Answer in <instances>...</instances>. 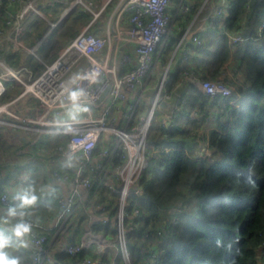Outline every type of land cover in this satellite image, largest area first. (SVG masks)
I'll return each instance as SVG.
<instances>
[{
	"label": "trees",
	"instance_id": "trees-1",
	"mask_svg": "<svg viewBox=\"0 0 264 264\" xmlns=\"http://www.w3.org/2000/svg\"><path fill=\"white\" fill-rule=\"evenodd\" d=\"M56 5L57 13L48 15L57 20L62 9ZM224 6V21L217 18L202 33L201 44H190L195 54L192 69L201 78L224 73L227 79L225 66L233 59L237 76L227 79L234 85L233 93L223 99L211 98L191 78L179 84L181 66L169 71L166 88L180 94V105L168 126L152 121L147 141L160 148L170 147V151L150 159L140 177L143 191L132 192L126 205V244L133 264H149L154 251V264H263L264 26L260 29V25L264 0H226ZM90 15L78 6L71 17V30L65 28L61 44L73 38L77 34L74 25ZM38 21V16L31 20L27 27L30 33H41L42 22L35 26ZM4 24L7 15L0 10V26ZM66 26L67 21L55 29ZM226 30L241 32L246 39L232 47ZM170 49L168 44L162 51L164 61ZM0 56L15 67L27 64L36 72L44 68L32 53L16 50L7 41L0 46ZM15 87L11 86L0 100H10ZM27 100L36 102L33 97ZM214 107L217 110L213 111ZM67 140L63 134H42L30 146L32 158L26 172H20L22 176L38 173L50 155L63 156ZM100 149L101 144L96 150ZM121 153L115 155L116 164L122 160ZM23 167L15 168L22 171ZM32 174L25 180L30 191L36 192L39 181ZM100 184L95 179L90 193ZM116 198L114 193L108 223L95 226L96 230L104 227L114 238L118 236ZM179 207L184 210L176 215ZM86 254V249L80 255L60 249L54 264H79ZM118 254L119 262L122 254Z\"/></svg>",
	"mask_w": 264,
	"mask_h": 264
},
{
	"label": "built area",
	"instance_id": "built-area-1",
	"mask_svg": "<svg viewBox=\"0 0 264 264\" xmlns=\"http://www.w3.org/2000/svg\"><path fill=\"white\" fill-rule=\"evenodd\" d=\"M39 1L0 0V10H4L7 15V24L0 26V46L7 41L16 50L35 54L44 64L43 70L36 72L27 64L15 67L6 57L0 56V97L12 85L22 88L14 98L0 102V124H12L32 132L37 131L35 141L42 134L51 132L68 136L64 154L75 158V161L68 163L63 170L53 172L58 180L70 181L73 185L68 195L58 197L60 216L71 215L83 193H90L95 180L90 168L97 146L101 144L98 155L102 161L97 166L101 169L110 168L115 163L117 150H122V162L115 164L113 168L116 181L108 178L103 180L104 184L119 195L117 238L108 241L90 238L70 242L64 249L70 254L80 255L97 240L99 245L93 252L82 256L79 264H119V251L125 264H133L126 244V205L132 192L143 191L140 177L150 159L170 151V147L160 148L147 141L157 111L160 114L156 120L168 126L180 105V94L166 88L168 73L172 69L171 60L165 66L160 60L163 45L172 33V0H119L116 8L118 15L130 11L129 25L126 28L113 27L107 35L83 29L50 62L41 58L37 50L59 21H50L49 31L33 45H28L24 38L25 21L31 13L46 18L39 9ZM53 1L46 0L49 4ZM80 3L83 0H74L64 9L60 19L65 18ZM205 3L211 11L206 16L210 23H214L220 15L225 19L224 6L212 5L209 0ZM193 7L189 0H180L177 11L191 14ZM203 8L202 6L201 9ZM263 26L264 21L260 29ZM225 32L232 47L246 39L241 32ZM202 40V33L198 30L192 32L189 38V42L195 44H201ZM191 53V48L185 44L180 58L183 64L191 57ZM187 78H191L211 98H227L234 90V85L225 78L224 73L216 78H201L192 68L183 66L179 84ZM151 83L149 108L135 119L139 103ZM81 89L84 95L78 101V107L74 108L69 93ZM30 95L36 99V103L28 106L31 109L30 116L22 114V109L16 111L11 108ZM163 100H175L170 110L161 105ZM75 111L81 114L75 116ZM121 111L123 119L118 116ZM10 117L16 118V121H11ZM19 195V190H4L0 193V199L6 205L17 206L20 202L17 199ZM183 210L182 207L176 208L175 214ZM137 212L136 209L134 213ZM23 219L32 225L29 237L34 249L33 264H43L49 256L48 236L42 233L43 225L40 220L30 216ZM109 247L117 249L111 259L105 256ZM156 259L157 252L154 251L149 257V264H154ZM261 259L264 264V241Z\"/></svg>",
	"mask_w": 264,
	"mask_h": 264
},
{
	"label": "crops",
	"instance_id": "crops-1",
	"mask_svg": "<svg viewBox=\"0 0 264 264\" xmlns=\"http://www.w3.org/2000/svg\"><path fill=\"white\" fill-rule=\"evenodd\" d=\"M54 1L52 2V4L47 3L46 0L39 1V9L41 12H43L46 18L43 19L39 15L31 13L25 21L26 25L24 38H27L28 40L32 39L33 41L34 39L36 40L43 36L50 29V21L56 20L49 17L48 12L55 15L57 13L56 9H54L56 4V7L61 8L63 12L67 6L71 5L74 2V0ZM189 1L194 5V10L195 7L198 6V10L196 12V15H198L197 13H200L198 11L201 10V7L206 0ZM209 1L212 5L218 4L224 6L226 3V0ZM179 2L177 5L175 4V0H172L171 2V11L173 14L172 33L168 36L165 44L163 45L160 55L162 64L165 63L164 66L171 60L172 69H175L177 66H181L182 68L183 66L192 68L194 64L193 60L195 54L191 50V57L185 64H183L180 60L182 55V48L185 44L187 45V47L191 46L190 44L192 42H189V38L192 32L198 30L203 33L210 25V21L206 17L210 15V9L207 12H203L201 17L198 16V21L194 25V22L188 21L192 15L193 16L191 21H193V18L195 16L194 10L192 11L193 14L178 12L177 10ZM118 3L119 0H83V3H80L76 7H74L65 16V18L60 19V15V17L56 21H59V24H65V22H68V20L72 17L75 9L79 6L84 11L89 12L91 15L86 21L78 22V24H81V27L77 33L82 31L83 29L88 28V30L90 31L97 32L101 35H107L109 34L110 29H112L113 27L120 26L121 28H126L129 25L130 11H124L121 15H118V12L116 11ZM36 16H38L40 21H38L35 26L38 27L39 25H41L40 22H42V26H44L45 23L48 24L47 27H45V30L42 29L43 34L41 32L39 35H37L35 32L30 33L27 30V27L31 24V20ZM70 40L68 42H70ZM68 42H66L64 45H66ZM168 44H170L171 49L168 53V59L164 61L162 51ZM125 49H128V46H125ZM233 66L234 60L231 59L226 63L225 70H229V68H232ZM161 67H163V65H161ZM149 99L150 97L148 98V101ZM19 101H23L24 103V111H22V114L30 116L31 109H29L30 107L28 106H32L33 103L28 102L27 98H24L23 100L21 99ZM215 110H217L216 107L213 108V111ZM73 114L75 116H79V114L81 113L79 111H75ZM66 115L68 117L70 116L69 114ZM118 116L123 119V111H121ZM10 120L16 121V118L10 117ZM51 133L60 135L63 134L67 136L64 133L59 132ZM0 134L2 136V142L0 143V193L4 190L9 192L19 190L21 194H23L25 191L30 190L25 178L27 175L32 173H26L24 178L22 176L23 174H21L20 172H26L25 166L32 158L30 154V146L33 142H35V138L38 133L37 131L32 132L24 127L5 124V127L0 128ZM120 151L121 149H118L116 154H119ZM48 159H45L44 164L39 169L38 173L32 174L35 175V179L39 181L37 191L33 192L37 196V200L34 205L20 208V202L17 206H11L4 204L0 199V232H3L6 236H9L11 238L12 244V246L5 249V251H7L10 255L20 257L22 264L33 263L34 249L30 242L29 236L25 238L28 243V247L25 248L20 246L19 239L12 234L11 228L17 222H19L21 218L19 216H8V209L12 207H16L17 212H25V216L33 215L38 220H40L43 225L42 231L44 230L45 233L49 235V256L44 260L43 264H47V261H49L51 264L57 262L58 259L55 255L56 251L64 249V247L70 242H80L83 240H88L90 238H102L103 241L104 239L108 241L114 238L111 233L104 231V227L96 230L95 226H105L110 218L109 211L111 210L112 206L111 197L115 192H113L106 184H104L103 180H106L108 178V180L113 179L116 181L113 174V168L116 163H114L110 166V168L107 169L98 168L97 166L102 161V159L98 155V150H96L92 158V167L90 168V171H92V173L94 174V178L99 179L100 181H102V183L98 185L95 188V191H92V193H83L81 200L77 202L75 210L71 215L60 216V205L58 202V197L68 195L71 192L73 185L70 181L58 180L54 177L53 172L54 170H63L68 163L74 162L75 158L68 157L65 154H63V156L61 157H58L57 154H53L50 155ZM21 165H24L22 171L18 168H15L16 166ZM10 176L11 178L8 179ZM2 181L3 183H1ZM115 194L117 198L115 199L114 205H117L118 209L119 195L117 193ZM117 214L115 216L116 223ZM98 245L99 242L96 240L91 246L85 248L86 253L88 254L93 252ZM116 252V248L109 247L107 248L105 256L108 259H111L116 254ZM118 263L125 264V261L122 258Z\"/></svg>",
	"mask_w": 264,
	"mask_h": 264
},
{
	"label": "rangeland",
	"instance_id": "rangeland-1",
	"mask_svg": "<svg viewBox=\"0 0 264 264\" xmlns=\"http://www.w3.org/2000/svg\"><path fill=\"white\" fill-rule=\"evenodd\" d=\"M178 2H179V0H175V4L177 5L178 4ZM204 8L203 9H201L200 11H198V12H200V13H197L198 15H196V12H197V10H198V6H196L195 7V10H194V14H195V16H194V18H195V20H194V18H193V21H191L192 20V16H191V18L188 20L189 22H194V25L196 24V22L198 21V18L199 17H201L202 16V14H203V12H207V11H209V8L207 7V4L205 3L204 5H202ZM225 7V6H224ZM192 14H193V12H192ZM199 16V17H198ZM52 19H55V17L54 16H52L51 17ZM223 19H224V16L223 15H220L219 17H218V20H219V22H222L223 21ZM71 18L68 20V22H67V26L66 27H59V28H54V29H52L51 30V32H52V34H51V32L47 35V40L43 43V44H41L40 46H39V48H38V50H37V52H38V55L41 57V58H43V59H45V60H47L48 62H50V61H52L57 55H58V53H59V51H60V49L64 46V44H61V40H62V38H63V34H64V30H66V29H69V31L71 30ZM47 23H45V25L42 27V29L43 30H45V27H47ZM80 27H81V24H75L74 25V27H73V29H75L76 28V30H77V32L79 31V29H80ZM66 28V29H65ZM42 30V31H43ZM41 31V32H42ZM42 34H43V32H42ZM41 34V35H42ZM39 39V38H38ZM38 39H34L33 41H31V40H28L27 38H25V41H26V43L28 44V45H33V44H35L36 42H37V40ZM31 54V53H30ZM32 56L36 59L37 58V56L35 55V54H33L32 53ZM234 65H235V61H234ZM225 72H226V76L228 77L227 79H233V78H236V76H237V73H235L236 72V70L232 67V68H229V70H225ZM229 79V80H230ZM12 86H16L15 87V89L13 90V96L11 97V99L12 98H14L15 96H17L18 94H19V92L21 91V87L18 85H12ZM151 86H152V83L151 84H149L148 85V89H146L145 90V92H144V94H143V98L141 99V101H140V103H139V110H138V112L136 113V115H135V119L139 116V115H141L142 113H144L146 110H147V108H149V105H150V102L148 101V98L149 97H151V94H152V91H150V88H151ZM29 97H33V96H29ZM35 99V98H34ZM23 100V99H22ZM36 100V99H35ZM9 101V100H8ZM0 102H3V101H1L0 100ZM36 103V102H35ZM23 101H18L17 103H15V104H13L11 107H12V109H14L15 110V108H16V111H18L19 109H22V111H24V106H23ZM159 114H160V111L158 110L157 111V113H156V115H155V118L156 119H158L159 118ZM201 130V132L203 131V129H205V127L203 126V127H201L200 128ZM204 151V149L202 148L201 149V152H203Z\"/></svg>",
	"mask_w": 264,
	"mask_h": 264
},
{
	"label": "clouds",
	"instance_id": "clouds-1",
	"mask_svg": "<svg viewBox=\"0 0 264 264\" xmlns=\"http://www.w3.org/2000/svg\"><path fill=\"white\" fill-rule=\"evenodd\" d=\"M84 95L83 90H73L69 93V99L72 101L73 107H78V101ZM20 201V208H25L27 206L34 205L37 196L32 191H25L23 194L17 197ZM9 217H21L20 221L17 222L12 228V234L19 239L20 246L27 248L28 243L26 241V237H28L32 232V225L26 222L23 217L25 216V212L20 211L17 212L16 207H12L8 209ZM11 238L6 236L3 232H0V264H22L20 257L10 255L5 249L11 247Z\"/></svg>",
	"mask_w": 264,
	"mask_h": 264
},
{
	"label": "water",
	"instance_id": "water-1",
	"mask_svg": "<svg viewBox=\"0 0 264 264\" xmlns=\"http://www.w3.org/2000/svg\"><path fill=\"white\" fill-rule=\"evenodd\" d=\"M104 94H105V92L103 93L102 97L104 96ZM174 102H175V100H173V101H171V102L168 101V100H163L162 103H161V105H162L164 108L170 110V108L173 106Z\"/></svg>",
	"mask_w": 264,
	"mask_h": 264
}]
</instances>
